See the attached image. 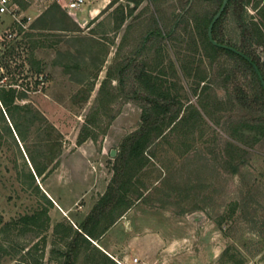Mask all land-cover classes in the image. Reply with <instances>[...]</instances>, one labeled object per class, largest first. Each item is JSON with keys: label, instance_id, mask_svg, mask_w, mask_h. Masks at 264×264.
<instances>
[{"label": "rangeland", "instance_id": "374dc122", "mask_svg": "<svg viewBox=\"0 0 264 264\" xmlns=\"http://www.w3.org/2000/svg\"><path fill=\"white\" fill-rule=\"evenodd\" d=\"M33 1L38 2L41 13L37 15V11L29 8L28 13L35 19L27 28L17 31L18 41H11L12 46L6 50L0 49V85L11 84L18 91L26 90L27 98L20 102H30L46 121L40 129L27 130L23 142L10 119L7 117L12 130L0 115V264L58 263L52 248H63V244L54 235L53 228L65 217L54 209L56 204L47 190L54 189L60 197L69 199L73 197L72 189H85L78 177L85 173L79 169L84 162L93 171L98 166L103 169L101 164L111 169L110 151L103 158L93 151L95 147L101 149L105 139L108 150L117 148L133 132L130 130L139 126L140 109L129 101L128 80L140 69L142 61L147 63L150 72L168 80L173 90L179 89L184 104L196 105L200 103L198 94L201 98L209 93L213 102L214 98L227 99L223 80L232 67V60L225 54L209 62L203 46L205 36L193 28L197 17L189 18L188 24L180 21L171 35H167L187 6L193 7L192 16L212 13L219 6L217 0H161L159 3L143 0L131 13L133 5L129 0H113L112 10L100 21L99 16L88 18V9L100 7L102 3L106 6V0L85 5L84 12H74L79 21L58 7L57 0ZM51 9L57 11L56 15ZM248 14L256 15L251 5ZM236 16L231 7L225 15L221 37L238 44L242 37ZM5 17L0 21V32L11 24ZM84 17L88 18L87 23L82 22ZM154 26L155 32L161 30L164 36L148 39L147 34ZM253 46L264 58L262 46ZM184 61L193 75L194 66L207 68V89H203V82L197 83L196 77L185 75L181 67ZM123 65H126L123 70L126 82L116 81L120 98L104 114L98 108L103 92L100 84L106 73L112 74V70L116 72V67ZM239 80L251 84L248 75L239 73ZM109 82H104L103 88H108ZM201 111L210 125L205 138L197 139L200 130L195 128L194 141L187 147L178 140L179 131H175L169 133V142L162 141L155 146L157 165L149 172L147 183L165 172L157 190L161 193L167 189L164 186H172L168 189L176 193L160 194L152 188L154 194L147 198L149 201L135 203L117 220V225L110 227L99 241H93L118 264L119 260L124 264H264V137L254 144L242 145L249 152L247 160L238 173H233L223 160L226 156L222 152L229 139L226 128L230 120L244 117L246 110L238 104L232 110H216L220 116L218 125L212 116ZM108 121L107 133L103 134L102 128ZM85 124L94 128L98 140H94L96 146L91 147L90 155L85 153L80 157L74 154V144ZM49 125L54 130L47 131ZM117 125L120 132H113ZM63 144L70 145V157L66 156L65 161L74 167L55 176L53 172L61 163L59 154ZM185 149L189 151L180 156L179 151ZM41 151L47 153L45 158L51 167L43 177L37 176L33 167L34 159L43 160ZM99 190L91 192V201L96 199ZM44 195L53 201V206ZM85 198L79 203L86 204ZM43 208L48 209L50 216L47 228L34 226L24 231L21 222L5 226ZM82 208L73 209L70 216L78 212L84 215L86 211ZM76 219L75 222L82 218Z\"/></svg>", "mask_w": 264, "mask_h": 264}, {"label": "trees", "instance_id": "16d2710c", "mask_svg": "<svg viewBox=\"0 0 264 264\" xmlns=\"http://www.w3.org/2000/svg\"><path fill=\"white\" fill-rule=\"evenodd\" d=\"M130 1L134 2V7L130 9L131 13L142 0ZM203 1L215 2L216 0ZM217 1L219 6L212 13L205 12L192 16L191 9L193 7L184 10V13L178 15L175 24L167 32V35H171L180 21L188 24L189 18L191 20L192 17L194 20L197 17L194 20L193 28L205 36L203 46L209 62L212 63L222 54L227 55L232 60L230 72H226L223 80V85L228 90L227 99L214 98L215 102H213L212 99H209L210 94L206 93V97L201 98L198 94L200 99L198 105L192 102L184 104L179 89L176 87L173 90V86L168 80L160 78L153 72L140 71L136 78L140 83L138 86L143 90H140V87L137 86L134 89V94L136 101L142 107L141 124L138 129L123 139L121 149L115 156L114 174L108 187L86 217L79 223L76 222V225L67 218L54 225L53 233L58 236L59 241L63 244V248L55 246L52 248V251L57 254V264H118L96 246L93 241H97L132 206L134 198L142 197V192H135L136 190L131 188V182L132 178L137 174H141L143 167L147 165L149 160L147 149L151 144L155 143L156 140H169V133L179 131L178 140L188 147L191 141H194L195 128L200 130L197 139L205 138L210 125L201 110L207 112L206 115L212 116L217 125L220 124V116L216 114V110H232L236 104L246 110L247 114L244 117L239 120H230L226 128L229 139L222 152L223 157L226 156L223 160L225 166L233 173H238L241 165L247 160L246 154L249 152L242 145L254 144L264 137V88L252 64L238 53L214 45L209 40L208 26L223 0ZM249 5L256 11V15L248 14ZM58 7L62 8L60 5ZM231 7L234 13L238 14L236 17L241 28L242 38L238 44L226 41L221 37L224 18ZM49 11H52V14L57 12L55 9ZM121 22L123 23L124 19ZM154 22L156 26V20ZM155 26L147 34L148 39L155 35L164 36L161 30L155 32ZM213 35L219 42L232 45L250 56L257 63L264 76V58L257 53L253 46H262L264 50V0H229L222 15L214 24ZM147 36L145 40H147ZM181 67L186 76L196 77L197 83L203 82V89H207L208 70L205 66L203 68L199 65L194 66L192 68L194 75L186 61L182 63ZM239 73L250 76L251 84L241 82ZM25 91H18L17 87L11 84L10 86L0 85L1 119L7 124L9 130L14 127L23 142L26 141L27 130L34 127L39 128V126L42 128L41 123L46 121L41 112L34 108L30 102H20L27 98ZM194 91L196 93L197 89L195 88ZM7 117L10 119L12 127ZM92 123H94L93 120ZM109 123L110 121L102 128L103 134H106ZM204 125H207V127H203ZM51 130H54V127L49 125L47 131ZM88 138L97 141L98 134L92 126L85 124L79 132L77 143L80 144ZM188 151V149L180 150L179 153L184 155ZM40 155L44 157L43 160L39 162L34 159L33 167L36 175L43 177L47 174V171L51 170V167L49 161L45 158L47 153L42 152ZM31 175L35 178L33 173ZM44 197L51 206L54 205L50 198L45 195ZM49 219L48 209L43 208L33 214L22 216L18 221L7 222L5 226L16 225L21 222L24 231L31 230L34 226L47 228ZM234 264L242 263L235 262Z\"/></svg>", "mask_w": 264, "mask_h": 264}, {"label": "crops", "instance_id": "0c3cea01", "mask_svg": "<svg viewBox=\"0 0 264 264\" xmlns=\"http://www.w3.org/2000/svg\"><path fill=\"white\" fill-rule=\"evenodd\" d=\"M152 1L155 2V3H159L161 0H152ZM128 2L133 5L132 6V8H133L134 7V2L130 1V0ZM142 2H143V0H142ZM105 3L107 4L106 6H105L104 3H102V5H100V7L89 8L87 17L93 19V18H97L99 16V21L101 19H103L104 15L109 13L112 10L113 0H106ZM139 5L137 7H135V9H137L139 7ZM29 8L30 9L32 8L35 11H37V15H39L41 13V11L39 9L38 2H34ZM86 10L87 9L84 8V10L82 12H84ZM126 10H127V8H126ZM126 10H123V12H126ZM87 17H84V18L88 21ZM151 30H152V28L149 30V32ZM125 66L126 65H123V66H120V67H116L117 71L115 72V69L112 70V74L111 73L110 74L106 73V76H105L106 78H103V80H102V82L100 84V88L99 89H100L101 92L102 91L103 92H102V96L100 98L101 99V103L99 104L100 107H98V108L104 110V112H103L104 114L107 112L109 105H112L115 100L120 98L119 97L120 96L119 87L117 86L116 83L117 82H121V83L124 84L126 82V79L125 80L123 79V76H124L123 75V70H124ZM142 70L143 71L146 70V72L149 71L147 69V63L145 61L144 62L142 61L140 69L136 72L135 75H133V76L131 75V77L128 80V82L131 85V96H129L130 97L129 101H133L139 106L140 115L142 113V107H141V104L138 101H136V97H135V94H134V89L138 85H140L139 80L136 77L140 74V71H142ZM157 76H159V75H157ZM159 77L161 78V76H159ZM107 80L110 81L109 82L110 86L108 88L107 87L103 88L102 85ZM132 85H133V87H132ZM138 87H140V86H138ZM140 90H143V89L140 87ZM140 124H141V116H140L139 126H140ZM139 126L136 127V129H138ZM134 130H135V128L130 130V131L132 132ZM112 131L113 132L114 131L115 132H120V127L118 125L115 126V128ZM122 141H123V139L120 141V143L117 146V148H111L109 150L107 149V145L108 144H107V140L106 139L104 141H102L101 149H96V147H95L96 145H95L94 139H91V140H87L86 139L85 141H83L80 144H77V143L74 144L75 147H76V149L74 151V154L78 155L80 157L81 156L84 157L85 153H88V155H90L92 153L91 147L92 148L95 147L93 152L94 153L97 152L102 158L105 157L104 155H105V153H107V151L108 152L110 151V155L109 156H111V160H112V162L110 163L111 169L109 170L108 168L105 167L104 164H101L102 166H104L103 169L100 168V166H98L97 167V171H93L91 166H90V164L88 162H86V163L84 162V164L81 167L79 166V169L84 171L85 173L81 174V175L78 174L79 175L78 177L80 178L79 179L80 180V184L81 185H85V189H82V190L72 189L73 197L69 198V199H66L64 196L60 197V195L54 189L49 188L47 190L48 194H50V196L52 197V200L56 204V207H54V209L56 211L59 210L60 213L63 215L62 217H65V218L69 219L72 223H74V225H76V222H75L76 218L77 219L78 218H82L81 220H83L86 217V215L91 211V209L93 208V206L97 202V200L100 198V196L105 193V191H106V189L108 187V184H109V182H110V180H111V178H112V176L114 174L113 164H114V160H115L116 154H115V156H112L111 155V150L115 149L116 153H117V151L119 150V147L121 146ZM163 141H168L169 142V140H163ZM161 142L162 141H157L156 140L155 143L150 145V147L147 149L148 156H149V160L147 161L148 162L147 165H145L143 167L141 174H137V175H135L132 178L131 188H134L136 190L135 192H139L140 191L143 194L142 197H140V198H137V199L134 198V203L132 204V206L135 203H138L139 201H143L144 199H145V201L146 200L149 201L147 198L151 197L150 195L154 194L152 188H155L154 190H157L158 187H160V186H157V185H159V183L161 181L160 179L162 177H164L165 172H164L163 175H160V177L156 178L152 183H150L151 181L149 183H147V177H150L149 176L150 175L149 172L154 171L153 167L156 168V165H157L156 163H157V160H158V152H157V149L155 148V146L159 145ZM62 147H63V149H62V151H60V154H59L60 159H61V163L53 172V175H55V176L56 175L59 176V173L61 171H65V169L69 170V169H71V167H74L73 165H69L65 161V157L66 156L70 157V150H69L70 145L63 144ZM89 147H90V149H87ZM181 155L182 154H180V156ZM160 169L162 170V168H159V170ZM155 170H157V169H155ZM164 187L167 188V189H165L166 193H171V194L176 193V191H174L172 193V191H170L168 189V187L172 188V186H164ZM94 189H96V190L100 189V190L97 193L98 195L96 196V199H93L91 201L90 195L92 194L91 192ZM165 191L164 192L162 191L161 193H165ZM158 193H160V191H158ZM88 195H89V198H88ZM147 195H149V196H147ZM82 197L83 198L87 197V198H85V201L87 202L86 204H80L79 203ZM76 205H79V206L75 208ZM132 206L130 208H128L127 211H129L132 208ZM82 207H84V209L86 211L84 213V215L78 212V213H73L74 217L70 216V212H72L73 209H75V210L83 209ZM65 218H63V219H65ZM81 220L77 221V223H79ZM115 225H117V221L115 222L114 225H111L110 227H113ZM108 231L109 230H107L105 233H103L102 236L104 234L108 233ZM102 236L100 238H102ZM100 238L97 241H99Z\"/></svg>", "mask_w": 264, "mask_h": 264}, {"label": "built area", "instance_id": "2783aa9c", "mask_svg": "<svg viewBox=\"0 0 264 264\" xmlns=\"http://www.w3.org/2000/svg\"><path fill=\"white\" fill-rule=\"evenodd\" d=\"M95 1L97 0H57V3L75 20L79 21L74 12H82L85 5L94 3ZM33 3V0H0V21L3 22L6 19L5 16L11 21V24L10 21L8 22L10 24L9 27L0 32L1 50L11 47V41H18V38H16L17 31L19 32L20 29L27 28L29 23L35 19V17L28 13V9ZM82 22L87 23V20L84 18ZM0 66H2L1 60ZM134 260L137 261L138 259L135 258ZM119 263L124 264L120 260Z\"/></svg>", "mask_w": 264, "mask_h": 264}, {"label": "water", "instance_id": "95a60500", "mask_svg": "<svg viewBox=\"0 0 264 264\" xmlns=\"http://www.w3.org/2000/svg\"><path fill=\"white\" fill-rule=\"evenodd\" d=\"M228 2H229V0H223L221 6L219 8V10L213 16V18H212V20H211V22H210V24L208 26V37H209V40L214 45H217V46H219L221 48L230 49V50L238 53L239 55L243 56L246 60H248L252 64V66H253L255 72L257 73V75H258V77L260 79V82H261V84H262V86L264 88V76H263V74H262L259 66L257 65V63L255 61H253V59L250 56H248L247 54H245L243 51L237 49L236 47H234L232 45H229V44H226V43H223V42H219L218 40H216L214 38V35H213V27H214V24L220 18V16L222 15V13L225 10ZM115 154H116V150L115 149H112L111 150V155L112 156H115Z\"/></svg>", "mask_w": 264, "mask_h": 264}, {"label": "flooded vegetation", "instance_id": "af4514ba", "mask_svg": "<svg viewBox=\"0 0 264 264\" xmlns=\"http://www.w3.org/2000/svg\"><path fill=\"white\" fill-rule=\"evenodd\" d=\"M187 8H189V6H187V7L185 8V10H186Z\"/></svg>", "mask_w": 264, "mask_h": 264}]
</instances>
